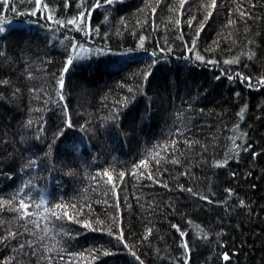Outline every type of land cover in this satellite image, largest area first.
I'll use <instances>...</instances> for the list:
<instances>
[{
	"label": "trees",
	"instance_id": "trees-1",
	"mask_svg": "<svg viewBox=\"0 0 264 264\" xmlns=\"http://www.w3.org/2000/svg\"><path fill=\"white\" fill-rule=\"evenodd\" d=\"M50 2L61 17L76 11L75 0H69L68 8H62V0ZM209 2L185 0L180 7V0H115L92 11L91 25L100 32L85 36L75 29L46 27L31 0H0V27L5 29L0 32V81H7L0 83V170L12 177L0 174V236L8 230L18 233L0 241V264H139L133 252L143 264H179L183 250L173 223L186 233L188 264H264V85L250 88L235 78L237 72L254 79L264 74V0H217L205 19L202 5ZM197 30L195 47L205 56L203 62L185 47H193ZM66 36L89 51L64 73L62 103L73 127L65 129L45 158L41 153L61 116L55 81ZM249 49L257 52L252 60L242 54ZM236 58L239 63H225ZM152 59L157 63L151 82L143 81L141 91V70ZM123 100L129 101L118 110L123 123L109 128L111 121L104 118ZM241 107L242 119L236 115ZM130 110L137 115L134 131L128 126ZM247 145L251 147L245 152ZM226 149L233 158L224 167L213 166L225 158ZM33 152L36 167L21 170ZM10 155L15 174L7 167ZM145 156L161 163H150L140 175L133 165ZM69 169L75 174L65 175ZM25 180L31 181L28 191L35 202H29L30 212L37 213L42 195L43 208L71 203L83 211L75 216L69 209L73 219L55 224L42 219L48 215L43 208L32 217L35 224L17 220L3 202ZM189 187L211 202L183 190ZM225 188L232 189L231 196ZM114 218L128 248L108 235L117 231ZM77 220L101 231L86 229ZM90 249L99 251L90 255ZM81 252L83 257L75 255Z\"/></svg>",
	"mask_w": 264,
	"mask_h": 264
},
{
	"label": "snow or ice",
	"instance_id": "snow-or-ice-1",
	"mask_svg": "<svg viewBox=\"0 0 264 264\" xmlns=\"http://www.w3.org/2000/svg\"><path fill=\"white\" fill-rule=\"evenodd\" d=\"M4 2L6 3L7 0H4ZM115 2V0H75L76 3V11L75 13L71 16V17H61L60 15L57 14L56 8L58 6L51 4L50 0H48V2H46V0H31V4H32V8L39 10L40 14L42 15V18L45 19L46 23V27L48 28H52L53 26L56 27V30L59 31L61 28L64 29H75L77 32L79 33H83L85 36H89L91 35L92 32H95L97 34H99L100 32V28L99 26L97 27H93L91 25L90 22V18H91V14L92 11L95 9H99L100 7H102L103 5H109L111 6L113 3ZM185 3V0H180V7H183ZM69 5V0H62V8H68ZM202 7L206 10V15H205V19H207V17L211 16V9H215L217 7V0H210L209 3L203 4ZM29 11H31V9H29ZM150 11L152 13L156 12V8H151ZM24 13H21V15H23ZM31 14L33 16L37 15V11H31ZM241 17H245L247 16L246 12H241L240 13ZM104 20L107 21L108 20V16L105 15L104 16ZM176 23H179V21L177 20ZM189 24H191V20L189 21ZM228 24L231 25L233 24V21L231 19L228 20ZM203 25H201L202 27ZM5 31V29L3 27H0V32ZM105 35H107V33H105ZM199 36V30H197L196 34L192 37V44L193 47L191 49H187L186 47V51H189L191 54L194 55V58L196 61H205V56L200 55L196 52V39ZM182 38V37H181ZM231 38V37H229ZM146 39L145 36L141 35L139 37L140 41H144ZM65 40L67 41V43H64L63 41L61 42L65 48V57H64V61L62 64V67L58 70V75L59 78L56 79L55 83L56 86L59 90L56 91V96L58 98V100L61 102L60 107H61V116L59 117V122L54 126L55 130L52 133L51 136V140L48 142V149L47 151H44L41 153V155L45 158H47L52 151V144L57 142V138H63V136L66 134L65 133V129H70L73 127L71 118L69 116V110L66 104H63L62 102L64 101V95H63V86H64V73L65 71L68 69V66L73 64L74 60H78L80 58H82L84 56L85 53H87L89 51L88 48L85 47L84 43L82 42H78L76 39L72 38V37H65ZM51 42V41H50ZM249 43H253L252 41H249ZM142 46V45H141ZM206 51H211V49H206ZM244 56H247V58L249 60H252L254 57L257 56V52L256 51H252L251 49H249L246 52L242 53ZM0 55H2V53H0ZM153 55H155L153 53ZM157 61L156 59H152L151 60V64L148 65L146 68L141 70L140 73V80L141 83L139 85V89L142 91L144 89V83L143 81H149V77L151 75H153V68L152 65H156ZM208 63H215L214 61H208ZM225 63H239V58L233 59L232 61H225ZM29 76H31V72L28 73ZM237 79H240L242 82H247L246 86L247 87H259L261 85H264V74L258 75L255 79L250 75V74H245L242 72H237L236 73V77ZM228 79L231 81L234 79L233 76L229 75ZM151 81H149L150 83ZM0 83H7V81H0ZM17 91H19L17 89ZM132 90L129 89V92H131ZM234 95H239L238 93H234ZM56 100H53L52 103H56ZM129 101L127 100H123L121 101V103L118 105L117 108H113L111 109V114L107 117H105L104 119L106 121H111V124H109V128L112 126V124H116L117 125V129L119 128V124L123 123V121H121V115L118 114V110L119 108L124 107L126 104H128ZM244 108L241 107L239 112L236 113V115L238 117H240L241 119L243 118L241 116V113L244 112ZM139 119L142 121L144 119V114L141 113V115L139 116ZM128 126L131 127L133 129V131L135 130L136 127V122H137V115L135 112H132L130 110V115H128ZM27 126L31 127L32 122L28 121L26 122ZM81 130H84V125L81 124L80 126ZM233 129L237 128L236 124L232 125ZM43 130V125L41 124L38 129H37V139L40 138V134ZM177 131L179 132V129H177ZM244 135L246 134H242L240 139L244 138ZM231 141V138H228ZM82 143V141H81ZM172 143H175V141H173ZM203 148V146H201ZM251 147V145H247L245 147H243V151L247 152L248 149ZM239 148L238 145H236L234 142L232 143V149L233 150H237ZM28 149H26L27 151ZM206 151V149H204ZM37 152H40V149H37ZM70 155V153H68ZM261 154H264V149L261 150ZM258 154L253 151L251 152V156L256 157ZM233 155L226 149L225 150V158L221 161V160H217L213 162V166L215 167H224L227 164V161L232 159ZM37 154L36 152L32 153V157L30 159H28L27 161H25L22 165L21 170H23V168H33L36 167L37 164ZM155 163L156 165H160L161 161L157 158H155V156H153V160H149L147 156H145V158L140 159L138 161V164H134L133 168H140V175H144L145 171H147L149 169L150 163ZM173 162H177V161H173ZM0 163H4V161H0ZM15 158L12 157L11 155L9 156V162L7 164V167L9 169V172H13L15 174ZM0 174H3L7 179L11 180L12 177L9 176L8 172H4L3 170H0ZM75 173L73 172L72 169H69L67 172H65V175H74ZM103 175L107 176V172L103 173ZM123 173L120 174V178H123ZM231 175H235V173H231ZM148 179H152V176L149 175ZM109 181H111V177H109ZM158 182V181H157ZM31 187V181L30 180H25L22 181L15 189V191L13 193L9 194V200L4 201L3 203L9 204V209L11 211H15L17 214V220H24L27 219L28 223H32L35 224V220L32 219V217L36 214H38L40 212V210L43 208V206L45 205V198L42 195L40 197L39 200V204L36 205L37 207V213H32L29 211V208L31 206V204L29 202L35 203L33 201L32 196L29 194L28 189H30ZM164 187H167V185H164ZM252 187H255V185H253ZM184 191H187L188 193H190L193 197H198V199L200 201H209V197L208 195H200L198 191H194L193 188L189 187L187 189H183ZM112 191H115V188L112 189ZM224 191L231 196L232 194V189L231 188H225ZM28 201V202H26ZM239 205L241 207H246L244 200H239ZM69 209H71L72 213L75 216H79L80 213L83 211L82 208H77L75 204H64V203H57V204H52L50 207L48 208H43V211L46 212L48 215L47 216H42V219L45 220H49L52 223H59L62 220H72L73 216L69 215ZM116 211H119V205L116 206ZM59 213V214H58ZM77 223H81L82 227L86 228V229H92L94 231H101L100 227H94L93 223L87 221V220H77ZM97 225H99L100 223H102L101 221H96L95 222ZM114 223L116 225L117 231L114 233L112 231H108V235L109 236H114V238L116 240L119 241V243L123 244L124 248H128L129 245L124 243V239H123V235H122V231H120V225H119V221L117 219L114 218ZM188 225H191L193 222L191 220L187 221ZM170 227L172 229H174L178 234L179 237L181 238V242H180V249H182L183 251L181 252V256L183 257V259L179 262V264H188V253L190 251L189 248V244L187 242V240L183 239L186 236L185 231L181 230V227L178 224H171ZM25 231L27 232L28 229L25 226ZM45 232L48 231V228L45 227L44 230ZM147 231H151L150 229H148ZM62 235H68V233L66 232H62ZM18 235V233L16 232H12L10 230H8V234L6 236H0V241H7L9 239V237L15 239L16 236ZM201 238H205V237H201ZM20 249H23L25 247V244L21 243L19 245ZM93 251H99V249H90L89 250V254L91 255V253ZM100 254H104V253H100ZM75 255L83 257V253H76ZM131 255H133L135 257V259L137 261H139V264H143V261L139 260L138 256H135V253H131ZM93 259H95L96 257L93 256ZM223 259L227 260L228 257L227 255L223 256ZM3 264H9L8 260H5L3 262Z\"/></svg>",
	"mask_w": 264,
	"mask_h": 264
}]
</instances>
